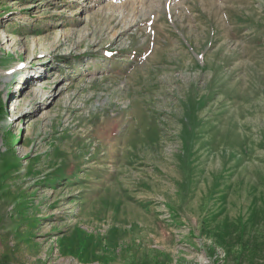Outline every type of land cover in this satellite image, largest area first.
I'll return each instance as SVG.
<instances>
[{
	"label": "rangeland",
	"instance_id": "rangeland-1",
	"mask_svg": "<svg viewBox=\"0 0 264 264\" xmlns=\"http://www.w3.org/2000/svg\"><path fill=\"white\" fill-rule=\"evenodd\" d=\"M0 264H264V0H0Z\"/></svg>",
	"mask_w": 264,
	"mask_h": 264
}]
</instances>
